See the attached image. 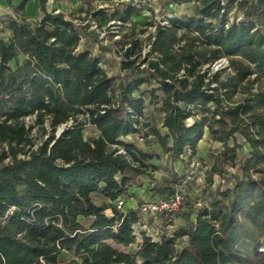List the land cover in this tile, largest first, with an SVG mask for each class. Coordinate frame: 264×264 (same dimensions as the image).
Masks as SVG:
<instances>
[{"label": "trees", "instance_id": "obj_1", "mask_svg": "<svg viewBox=\"0 0 264 264\" xmlns=\"http://www.w3.org/2000/svg\"><path fill=\"white\" fill-rule=\"evenodd\" d=\"M47 2L41 0L38 24L9 17L12 33L0 36V145L7 149L0 154V264H60L69 255L70 264H264V168L252 173L264 163V114L257 110L264 108V0H201L184 10L185 20L172 17L170 27L194 33L206 52L178 60L168 54L173 40L161 39L153 49L163 58L130 59L139 47L133 40L123 74H109L104 55L81 49L82 29ZM115 10L125 19L135 9L119 2ZM223 58L233 78L261 80L234 105L224 102L227 82L201 70ZM150 103L160 105L167 133L146 121ZM31 115L48 118L53 132L18 157L32 142L24 123ZM147 128L174 159L187 149L194 154L206 132L222 143L206 160L208 184L215 174L220 184L203 208L176 210L185 224L173 233L141 231L139 238L143 203L182 190L158 182L148 200L118 208L128 188L157 169L148 163L153 153L123 138ZM99 194L108 204L95 201ZM176 211L162 214L173 220Z\"/></svg>", "mask_w": 264, "mask_h": 264}, {"label": "rangeland", "instance_id": "obj_2", "mask_svg": "<svg viewBox=\"0 0 264 264\" xmlns=\"http://www.w3.org/2000/svg\"><path fill=\"white\" fill-rule=\"evenodd\" d=\"M119 2H126L135 10L133 15L123 19L115 18V9ZM201 0H50L48 1V10L61 11L67 19H72L74 24L82 29L84 34L80 41V48H91L95 54L104 55L109 64H104L108 69L109 74H123L121 69L122 60H125V50L132 45L131 42L138 41L139 47L136 49L133 57L163 58L160 55V50H154V47H160L163 40L172 39V46L168 48L169 55H175L179 60L185 52H206L205 46L193 40L195 34L186 29L171 28L170 19L178 17L185 20L183 15L184 10H194ZM235 8H232L229 17H234ZM32 22V21H29ZM33 24H37L34 23ZM162 30L160 31V29ZM7 30V29H6ZM5 29L0 30V36L8 38V33ZM9 32V31H8ZM134 40V41H133ZM162 47V46H161ZM165 46H163L164 48ZM140 58H138L140 60ZM199 58V57H198ZM24 56H19L18 61L23 63ZM224 59V58H223ZM217 60L212 65H203L202 71H206L209 78H217L216 83L227 82L228 87L222 88V95L226 104L234 105L238 101L250 97L251 92H255L259 87L261 80L253 81L255 77L249 81H239L233 78V71L227 68L225 60ZM14 66L15 63L12 62ZM180 70V75L183 74ZM233 78V79H231ZM215 85V84H213ZM153 107V104H147ZM153 109L154 126H160L159 117L162 116L160 105H155ZM264 114V108L257 109ZM188 123H192V118L187 119ZM24 123L31 127L29 134L30 145H26L23 149L25 154L20 152L18 157H26L31 151L37 150L44 140L53 132L49 119H43L39 122L35 115L25 117ZM67 124H61L57 127L55 135L60 133ZM163 134L161 127H158ZM140 134V133H139ZM142 135V136H141ZM141 135L133 136L132 138L139 142L143 141L141 149L153 153L155 158L148 160L157 169L150 170V175L143 177L142 183L130 186L128 188V201H144L150 197V188L156 183H162L166 186L178 184L180 189L184 192V203L181 211H196L203 208L209 203L211 192L220 184V176L215 174L213 182L208 184L206 178L208 175L209 165L206 164L208 157L217 154L222 143H214L208 136L207 132L199 141V145L192 154L190 149H187L183 155L174 159L169 154L163 153L158 145V137L153 136L152 128H147L141 132ZM143 140H141V138ZM5 145H0V154ZM7 150V149H6ZM156 151L159 153H156ZM8 161V160H6ZM226 168L230 172L236 173L237 167L227 165ZM264 168V163L255 165L252 169L253 176H260L257 169ZM175 180V181H174ZM155 198V197H154ZM95 201L98 203H105L108 201L102 195H95ZM109 202V201H108ZM108 204V203H107ZM110 209H108V212ZM179 211V210H178ZM190 212V217H194L195 212ZM141 221L136 224L135 230L139 238H141V231L152 234L154 236L162 235V233H173L185 224V219L179 217L178 212H175L174 219L171 220L169 216L162 213L152 215L151 213H141ZM172 221L173 225H169ZM264 251V245L261 246ZM72 257L69 255L66 258H61L60 264H70ZM234 264H253L250 260L242 258V260L235 261Z\"/></svg>", "mask_w": 264, "mask_h": 264}, {"label": "crops", "instance_id": "obj_3", "mask_svg": "<svg viewBox=\"0 0 264 264\" xmlns=\"http://www.w3.org/2000/svg\"><path fill=\"white\" fill-rule=\"evenodd\" d=\"M48 1H50V0H48ZM47 5H48V2H47ZM58 12H61V11H58ZM42 15H43V12L41 10V0H0V30L2 31V29L3 30L7 29L6 31L8 33V36H10L12 33V30L7 27V20L9 17H15V18H19V19L25 18L28 21H32V24H33V22L38 24ZM155 108H156L155 104H153V107L150 105H147V108H146V115H147L146 121H149V123L151 124V127H154V121H153V112L154 111H153V109H155ZM163 115H164V113L162 112V116L159 117L160 126L157 125L156 127H161V129H163L162 132L164 134V133H167L168 131L166 128H164L162 126ZM138 135H141V134H138ZM138 135L130 134V135H127L123 138L127 141L134 142L137 147L143 148L142 147V145L144 144L143 141H140V143H139L132 138L133 136H138ZM141 136H140V138H141ZM141 140H143V138H141ZM158 145L160 147L159 143H158ZM160 149H161V147H160ZM156 153H159V151L158 152L156 151ZM144 180H145V178H144ZM93 197H95V195ZM108 201H110V200L108 199ZM108 201H105V203H108ZM125 203H126V205L124 207H126L127 205H129V206H135L136 205V203L133 200L128 201V202L126 200Z\"/></svg>", "mask_w": 264, "mask_h": 264}, {"label": "built area", "instance_id": "obj_4", "mask_svg": "<svg viewBox=\"0 0 264 264\" xmlns=\"http://www.w3.org/2000/svg\"><path fill=\"white\" fill-rule=\"evenodd\" d=\"M223 60L228 62L226 58H224ZM183 200H184L183 191L177 190L174 193H172V195L170 196L163 197V198H157L154 201H146L141 206V212L151 213L152 215H157L159 213L172 214L174 211L178 210L183 205L184 203ZM116 203H117L118 208L120 209H123L124 206L126 205L125 200L122 198H119L116 201Z\"/></svg>", "mask_w": 264, "mask_h": 264}, {"label": "water", "instance_id": "obj_5", "mask_svg": "<svg viewBox=\"0 0 264 264\" xmlns=\"http://www.w3.org/2000/svg\"><path fill=\"white\" fill-rule=\"evenodd\" d=\"M60 131H62V130H60Z\"/></svg>", "mask_w": 264, "mask_h": 264}]
</instances>
